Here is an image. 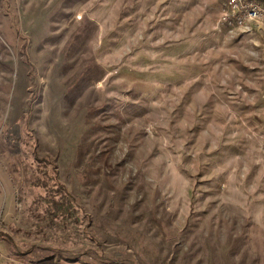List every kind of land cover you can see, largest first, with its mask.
<instances>
[{"label":"rangeland","instance_id":"obj_1","mask_svg":"<svg viewBox=\"0 0 264 264\" xmlns=\"http://www.w3.org/2000/svg\"><path fill=\"white\" fill-rule=\"evenodd\" d=\"M224 8L0 0V264H264V23Z\"/></svg>","mask_w":264,"mask_h":264},{"label":"built area","instance_id":"obj_2","mask_svg":"<svg viewBox=\"0 0 264 264\" xmlns=\"http://www.w3.org/2000/svg\"><path fill=\"white\" fill-rule=\"evenodd\" d=\"M219 23L250 31L253 24L264 23V6L258 0H225Z\"/></svg>","mask_w":264,"mask_h":264},{"label":"crops","instance_id":"obj_3","mask_svg":"<svg viewBox=\"0 0 264 264\" xmlns=\"http://www.w3.org/2000/svg\"><path fill=\"white\" fill-rule=\"evenodd\" d=\"M241 32L245 33V31H241Z\"/></svg>","mask_w":264,"mask_h":264}]
</instances>
